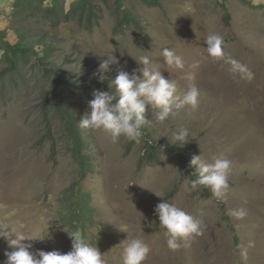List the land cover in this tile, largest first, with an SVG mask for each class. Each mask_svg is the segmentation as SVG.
Returning a JSON list of instances; mask_svg holds the SVG:
<instances>
[{"label": "rangeland", "instance_id": "374dc122", "mask_svg": "<svg viewBox=\"0 0 264 264\" xmlns=\"http://www.w3.org/2000/svg\"><path fill=\"white\" fill-rule=\"evenodd\" d=\"M10 1L0 0L1 29L8 30L11 23ZM121 5L131 11L143 35L134 27L118 26L116 2L110 0L94 24L87 19L32 21L30 36L46 38L58 49L53 65L68 77L95 82L94 87L98 81L101 91H111L119 70H136L134 58L147 54L162 65L163 48L174 49L185 67L165 70L164 77L176 80L183 93L188 84L183 76L194 72L202 95L196 110L182 109L164 122H156L149 108L146 119L153 121L142 129L139 143L124 137L112 143L101 132L84 130L94 170L83 190L90 195L95 225L80 235L98 247L107 264H121L127 235L150 246L144 264H264V0H163L158 8L123 0ZM210 33L222 35L225 53L251 69L250 81L222 62L202 59ZM9 37L15 41L12 31ZM111 56L118 63L99 73L100 63ZM197 61L199 67L193 68ZM34 65L0 86V233L49 234L50 239L22 243H32V251L67 253L72 241L66 232L72 231L62 220L60 195L76 179L79 166L64 116L53 104H43L50 85ZM216 90L232 99L205 117V105ZM68 98V113L79 122L93 97L71 92ZM181 126L190 131V141L182 147L172 139ZM153 149L158 155L154 162L149 158ZM200 154L206 161L221 155L232 161L223 200L206 189H192L185 178L194 171L192 156ZM157 195L202 221L203 234L190 247L168 249L154 213L161 202ZM240 208L246 216L231 215ZM6 251L12 249L0 237V264Z\"/></svg>", "mask_w": 264, "mask_h": 264}, {"label": "clouds", "instance_id": "9594fccd", "mask_svg": "<svg viewBox=\"0 0 264 264\" xmlns=\"http://www.w3.org/2000/svg\"><path fill=\"white\" fill-rule=\"evenodd\" d=\"M207 47L204 48L202 59L211 58L213 61L228 65L229 71L238 74L241 79L251 80L253 72L247 65L230 57L224 51V39L219 33H210L204 40ZM145 53H149L144 51ZM163 64L157 63L147 54L134 58L138 68L131 74L119 70L115 79L109 84L111 91L94 90L93 98L88 101V111L79 120L81 129L101 132L110 138L112 143H117L121 137L136 143L140 142L144 133L142 129L152 123L146 119V111L150 108L156 122H164L174 117L182 109L196 110L199 107L201 90L195 84V73H185L183 79L188 81L183 93H178V84L174 79H166L163 71L170 69L183 70L184 59L174 49L163 48ZM99 56V55H98ZM104 57V56H100ZM113 57L103 60L98 68L99 73L109 70L110 64H117ZM200 61L192 67L198 68ZM139 73V75H137ZM101 81L105 79L100 76ZM114 90V91H113ZM190 131L181 126L172 133L173 145L184 146L190 141ZM163 149V148H161ZM189 167L193 168L191 176L185 177L192 189H206L212 197L223 200L229 191V180L232 169V161L224 156H217L211 161H206L200 155H193ZM156 195V194H155ZM158 196V195H157ZM155 206L154 213L158 217L159 226L166 238L169 250L178 251L181 248L191 246V242L203 234L202 221L187 213L174 203H169L163 197ZM231 215L243 218L247 215L245 209H234ZM151 227V225H149ZM72 241L71 251L61 253L59 251L45 252L43 250L32 251V243L23 241H44L50 239V235L42 238L32 235L30 232L0 233L5 238L12 251L4 253V264H107L104 254H101L97 246H93L77 232H66ZM121 256V264H144L151 248L141 238L127 239ZM115 259V258H113Z\"/></svg>", "mask_w": 264, "mask_h": 264}, {"label": "trees", "instance_id": "16d2710c", "mask_svg": "<svg viewBox=\"0 0 264 264\" xmlns=\"http://www.w3.org/2000/svg\"><path fill=\"white\" fill-rule=\"evenodd\" d=\"M118 9L117 23L120 28H140L130 10L121 5L123 0H114ZM150 8H158L163 0H139ZM110 0H11V23L9 29L0 28V86L8 77H14L34 61V66L39 68L44 79L50 85L49 90L43 93V104L55 106L68 124V134L71 139L72 155L79 166L76 179L64 189L60 195L62 205V220L72 231L83 233L95 225L94 208L91 206L90 195L83 190V182L93 172V163L87 151L90 146L85 136V129L78 127L68 113L69 93L93 97L94 90H100L99 83L81 81L68 77L62 67L53 65V59L58 54V49L51 45L46 38L35 40L30 36L32 21H49L54 23L73 22L77 20L96 21ZM1 17V15H0ZM117 30L118 27L116 28ZM9 31L15 34V41H11ZM143 35L141 30H137ZM33 66V65H32ZM156 149L149 156L150 161L157 157ZM144 160L141 161L142 168ZM228 220V217H226Z\"/></svg>", "mask_w": 264, "mask_h": 264}, {"label": "bare ground", "instance_id": "6f19581e", "mask_svg": "<svg viewBox=\"0 0 264 264\" xmlns=\"http://www.w3.org/2000/svg\"><path fill=\"white\" fill-rule=\"evenodd\" d=\"M221 85H224V84L221 82ZM214 94H215L214 97L210 101H208L205 105L204 115H203L205 117L212 115V113H214L218 109H223V107L225 108V106L229 105L230 103L229 101H231L232 99L229 97V94L225 92L224 90L220 93H218V91L216 90ZM242 155L239 154L237 156H242Z\"/></svg>", "mask_w": 264, "mask_h": 264}]
</instances>
